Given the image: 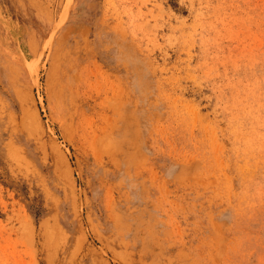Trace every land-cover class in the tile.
Returning a JSON list of instances; mask_svg holds the SVG:
<instances>
[{
	"label": "rangeland",
	"instance_id": "rangeland-1",
	"mask_svg": "<svg viewBox=\"0 0 264 264\" xmlns=\"http://www.w3.org/2000/svg\"><path fill=\"white\" fill-rule=\"evenodd\" d=\"M0 264H264V0H0Z\"/></svg>",
	"mask_w": 264,
	"mask_h": 264
}]
</instances>
